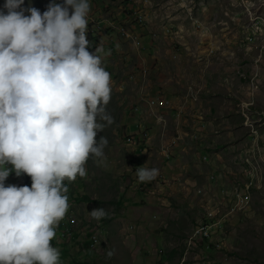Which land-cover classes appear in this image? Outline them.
I'll return each instance as SVG.
<instances>
[{
  "label": "rangeland",
  "instance_id": "rangeland-1",
  "mask_svg": "<svg viewBox=\"0 0 264 264\" xmlns=\"http://www.w3.org/2000/svg\"><path fill=\"white\" fill-rule=\"evenodd\" d=\"M50 2L22 7L42 14ZM89 3L88 50L103 49L96 54L111 76L114 122L96 137L108 139L104 157L90 156L86 176H78L87 191L68 182V203L92 200L107 216H73L78 236L96 230L102 239L98 245L96 234L92 249L54 238L61 264H264V0ZM205 126L225 137L227 159L254 155L256 168L213 165V150L197 140ZM182 146L186 154L172 152ZM138 167L159 174L142 183ZM229 181L238 185L236 203ZM201 227L211 228L209 239L198 235Z\"/></svg>",
  "mask_w": 264,
  "mask_h": 264
},
{
  "label": "clouds",
  "instance_id": "clouds-1",
  "mask_svg": "<svg viewBox=\"0 0 264 264\" xmlns=\"http://www.w3.org/2000/svg\"><path fill=\"white\" fill-rule=\"evenodd\" d=\"M24 3L0 8V264H61L54 238L92 249L91 238L102 239L96 230L73 232L68 182L87 191L78 176H86L90 156L104 157L108 139L96 137L114 122L111 76L96 54L103 49L88 50L89 0H51L42 14ZM158 174L137 170L142 183ZM9 176L17 185H5ZM89 215L100 220L107 211ZM56 228H69L70 237Z\"/></svg>",
  "mask_w": 264,
  "mask_h": 264
},
{
  "label": "crops",
  "instance_id": "crops-1",
  "mask_svg": "<svg viewBox=\"0 0 264 264\" xmlns=\"http://www.w3.org/2000/svg\"><path fill=\"white\" fill-rule=\"evenodd\" d=\"M217 133H213L211 136L209 134V129L206 128V126L200 130V133H198L197 135V140H201L200 141V145L203 146V148L205 150H213L212 151V154L214 155V158L217 160L213 161V165L218 163V164H221L223 165L222 167L223 168H227L229 170H234V169H238L240 167V164H244V166H242L243 168L245 169H255L256 168V164H257V159L255 160V156H250L248 159L247 158H244L243 159V163H238L237 161V155L235 154L236 157H232L233 159H227V154H229L226 150H227V142L225 140V137H223L222 135L220 136H217L216 135ZM142 137V136H141ZM141 139V138H140ZM186 146H182V147H179V148H176V149H172V152H178L177 154H186L185 152H187V147L185 148ZM234 151H232V153H234ZM231 153V154H232ZM177 155V156H178ZM233 155V154H232ZM264 157V155L261 154V158H260V163L263 164L264 162V159L262 160V158ZM223 158H226L227 161L226 162H229L230 164L228 165H225V163L222 161ZM204 160V162L207 161V158L206 157H203L202 158ZM173 164V163H172ZM169 165V163H168ZM170 169L168 170H171L174 168V165H169ZM230 184H228V188L230 189V193H232V197H231V200L236 199L235 197V194L233 192V189H236V187L238 186L237 183H233L231 181H229ZM144 183H148V182H144ZM253 183V182H252ZM236 184V185H235ZM249 184V183H248ZM219 186V185H218ZM221 186H219L220 188ZM211 188H212V185H209L207 187H204L203 189V199H202V203H204L206 200L208 201L209 200V193H211ZM139 192H137V194L134 195V198H137V195H138ZM150 194H152V192H150ZM244 194H246L244 192ZM209 202V201H208ZM236 203V201H235ZM69 210L68 212L70 213V215L73 217L75 216L76 218L78 217H89V213H91L93 211V208L92 206H90V204H84V203H81V202H77V201H72V202H69ZM238 204H240L238 202ZM248 209V208H247ZM209 217L212 218V215H209ZM140 221L143 223V222H146V219L145 218H140ZM211 229V228H210ZM60 241H55V243L59 244Z\"/></svg>",
  "mask_w": 264,
  "mask_h": 264
},
{
  "label": "built area",
  "instance_id": "built-area-1",
  "mask_svg": "<svg viewBox=\"0 0 264 264\" xmlns=\"http://www.w3.org/2000/svg\"><path fill=\"white\" fill-rule=\"evenodd\" d=\"M158 100H160L159 97H158ZM167 104L168 103L166 102V105ZM161 105H163V102L162 101H161ZM55 231H56V233L59 232L61 234V237H63V238L68 236V228L62 229V230H60V228H56ZM210 237H211L210 228L207 227V231L204 233L203 240H207ZM91 241H92V246H93V240H92V238H91Z\"/></svg>",
  "mask_w": 264,
  "mask_h": 264
},
{
  "label": "bare ground",
  "instance_id": "bare-ground-1",
  "mask_svg": "<svg viewBox=\"0 0 264 264\" xmlns=\"http://www.w3.org/2000/svg\"><path fill=\"white\" fill-rule=\"evenodd\" d=\"M206 228V227H205ZM205 228H203V227H201V228H198L197 229V233H198V235L200 236V237H202L203 238V236H204V233L207 231ZM96 235H94L93 237H92V240H93V243H95V241H96V237H95ZM201 238V239H202Z\"/></svg>",
  "mask_w": 264,
  "mask_h": 264
}]
</instances>
